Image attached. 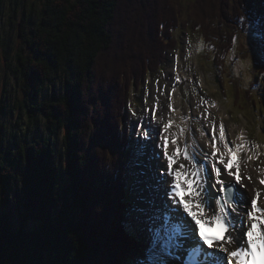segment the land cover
Instances as JSON below:
<instances>
[{"label": "trees", "instance_id": "obj_1", "mask_svg": "<svg viewBox=\"0 0 264 264\" xmlns=\"http://www.w3.org/2000/svg\"><path fill=\"white\" fill-rule=\"evenodd\" d=\"M11 3L21 6V25L11 17L14 7L7 23L17 25L22 41L12 54L0 36V65L10 66L12 81L0 88V264H97L107 256L108 264H119L123 253L104 242L119 227L122 190L104 182L112 156L99 147L103 131L113 130L115 102L129 78H141L161 61V49L175 44L171 31L186 24L217 49L230 18L250 11L238 15L231 0ZM5 6L0 0V27ZM95 96L104 118L95 116L101 105L88 115Z\"/></svg>", "mask_w": 264, "mask_h": 264}, {"label": "snow or ice", "instance_id": "obj_2", "mask_svg": "<svg viewBox=\"0 0 264 264\" xmlns=\"http://www.w3.org/2000/svg\"><path fill=\"white\" fill-rule=\"evenodd\" d=\"M241 19L247 23L250 42L264 49V13L250 14ZM172 124L173 121L169 120L164 125V132H168ZM183 131L181 129L180 135H183ZM137 135L148 140L150 131L137 130ZM219 138L225 139L223 125L220 126ZM161 139L166 161L161 175L173 179L167 181L170 189L165 190L168 202L147 217L150 226H146L144 255L140 264H264V207L258 206L257 199H251L250 209L241 215L244 194L235 187H243L238 155L250 149L244 144H237L234 149L226 142V159L213 143L210 145L212 162L209 169L195 153L188 151L187 146L181 149L175 136L170 141L168 136ZM169 142L174 146L171 151ZM181 156L188 165L180 163L174 169L173 165ZM204 156L208 157L209 154L204 153ZM219 165L223 166V170ZM213 173L215 179L209 187ZM223 173H226L225 178H221ZM260 183L264 184V179ZM210 189H216L215 194ZM182 193L187 195V199ZM260 196L261 192L257 191L256 197ZM213 200L216 208H213ZM181 209L190 219L181 213ZM205 209L212 213L210 217L206 216ZM237 223L240 224L239 228ZM201 224H217L222 234L207 235Z\"/></svg>", "mask_w": 264, "mask_h": 264}, {"label": "rangeland", "instance_id": "obj_3", "mask_svg": "<svg viewBox=\"0 0 264 264\" xmlns=\"http://www.w3.org/2000/svg\"><path fill=\"white\" fill-rule=\"evenodd\" d=\"M138 3L140 4V0H138ZM147 5V4H146ZM151 5V3H150ZM148 5V6H150ZM8 6V8H7ZM10 7H14L15 10V15L13 14V12H11L10 15L13 14V17L15 19V22L18 23L20 21V17L19 15L21 14L22 9L20 10L21 6H16L14 5V3L10 4V0H6V6H5V13L3 15V25L2 27H0V36L1 39L3 40H7L8 41V46L9 49L11 50V53L13 54L16 49L20 46V43L22 41V35L20 36V30H19V37H16V33H17V25L15 26H10L7 22V17L9 16L10 11L9 8ZM188 10L187 7H185V11ZM17 11V12H16ZM18 25H21V23H18ZM17 27V28H16ZM181 30H173L171 31V33H173V40L175 41V43L177 45L176 46V52L174 51L172 54L173 50H170L167 52V57L163 58V62H162V68L160 72H157L158 70H156L154 73H156L155 76H159L163 82L162 87L166 86L168 87L171 83V81L173 80V71H172V65H173V55H176L177 60L179 61L180 57H182V60L185 64L189 65L193 71V73L195 75H197L198 77L202 78V82L204 83V91L200 90L198 87L196 88H191L192 91V95L190 96V101H189V105L191 106V108L193 109V111L197 110L199 112L200 115H202V117L200 119L198 118H194V132H195V136L197 138L198 141H203L206 138L205 132L207 131H212L211 130V126H215V124L218 122V118H220V115L222 116V112L225 111V115H223V118H220L223 122H226L228 128L230 130H233V132L236 130V126H240V125H244L245 126V122L247 123V127L251 130L252 132L255 131H260V133H262V136L260 133H257V136L260 137V140L263 141L264 140V111L261 112V110L264 109V106L261 102H259V100L264 101V86L262 85L261 88V82L264 80V78L262 76H258V75H254V71L255 69H258L260 64L263 63L264 64V49L258 47L254 42H250L248 34H247V30L244 32H238V39H237V53L239 55V58L235 61H231L229 63V66L227 68L228 71V77L230 79L229 80H225L224 81V85L222 83V80H219V75L223 74L222 70V63L218 62V63H213L211 60H213V58H211V60L209 59V55L205 54L204 56L202 55L199 56L200 54V50H202L201 44H202V40L199 39V35L196 32H193L192 30L187 28L186 24H182L181 26ZM228 29H234L233 24H227ZM120 41V36L115 37V41L113 42V45H117V43ZM113 46V47H114ZM161 46V45H160ZM112 47V48H113ZM163 47V46H162ZM3 49V48H2ZM2 49H0V59H2ZM162 50V49H161ZM191 51V52H190ZM251 52L256 55L255 52L258 53V58L253 57L252 58H248V54ZM187 53H191L192 56H186ZM248 53V54H247ZM235 54V52H232V56ZM250 56V55H249ZM199 58H203L204 59V63L202 62L201 59ZM256 61L257 63L254 64L253 61ZM230 61V59H229ZM255 66H257L255 68ZM10 67V66H9ZM7 67V63L4 61L2 62V64L0 65V88L1 85H3V81H11L10 79V68ZM234 70V72H233ZM2 74H6V78H3ZM237 75V76H234ZM154 76V77H155ZM255 76H258L256 78V80H254ZM222 78V77H221ZM232 80H235L234 82H232ZM12 82V81H11ZM128 83V81H127ZM256 83V84H255ZM9 84V83H7ZM119 85V84H118ZM157 85V83H156ZM147 86H150L151 90L152 88L155 89L154 83L151 79V82L149 84H147ZM244 88L248 89L249 88V93L253 94L252 98L255 99V106H253L251 104L250 98L247 99V102L244 100ZM212 94L216 99L219 100V105L218 108L214 111H211L210 114H205V109L207 108L206 105V100H208L210 98V96H208L206 94V92ZM238 92L239 98L240 100L238 101V104H241V107H244V110L239 109L238 110V105H234L233 106V99H234V92ZM188 92V90L186 89V93ZM108 94H110V91H107ZM139 93V91L137 92ZM256 95V96H255ZM135 95H130L129 97H133ZM227 96V97H226ZM241 98H243L241 100ZM121 99H119L117 102H115L116 107L121 108L124 105V100L122 99L121 103L119 104ZM186 103H188V101H186ZM152 103H150L151 105ZM225 104L227 105L228 108H230V111L232 113V115H236L237 117L235 119H233V117L230 114L229 109L225 106ZM252 105V106H251ZM135 106V105H134ZM223 106V107H222ZM224 106L227 109L224 108ZM91 107V105H90ZM136 107V106H135ZM137 108V107H136ZM161 105H160V109H161ZM256 109V110H255ZM140 112L137 113V115L135 116L136 119L139 118H144L146 119V123L147 125L150 124V117L148 116V113L142 109L139 110ZM238 111V112H237ZM105 112V110H104ZM217 112L219 113V115L217 116ZM89 113V112H88ZM123 113L126 116V118L129 119H135L133 118V116H130V111L128 109V107L125 105V108H123ZM240 113V114H239ZM93 116V114H92ZM97 117V115H95ZM8 117H6V121H9V119H7ZM4 119L3 114L0 115V122L1 120ZM198 123V125H197ZM117 124V123H116ZM116 124H112L111 129H120V126L116 125ZM125 121L123 120L122 123V127L123 129L126 130V134L128 135L129 138L131 137L130 134V130L128 131V129H126L124 127ZM131 124L132 120H131ZM259 125V126H258ZM150 130V129H149ZM160 130V129H159ZM191 130V129H189ZM205 131V132H204ZM134 132V131H133ZM132 133V131H131ZM253 136H255V133L252 135V133L249 134V139H252ZM208 138H210V134L207 135ZM128 138V140H129ZM141 140L144 142V138L141 136ZM135 142V140H134ZM133 142V149L135 150L136 147H138L137 145H135V143ZM152 142L154 145H157V137L152 139ZM153 145V146H154ZM105 147H107V145L104 144ZM257 148V145L252 144V148ZM101 148V147H100ZM139 148V147H138ZM139 154H140V150H139ZM253 156V155H252ZM130 161H132L133 159H135V155L134 153H131L129 155ZM255 158V157H254ZM143 160L142 157L140 159V164H143ZM264 161L261 159L255 163V166L257 167V169L261 168V165ZM137 165L135 162L132 164V167L135 168ZM140 165V166H141ZM158 167V166H157ZM159 168V167H158ZM134 170V169H133ZM132 175L134 177L138 176L141 177L142 176V170H138V171H133ZM135 181V180H134ZM141 181L140 178H137V180L134 182L135 188L138 190L139 192V198L140 199V187H137V184ZM252 183L255 184L254 180H251ZM136 191V190H135ZM137 193V192H136ZM107 245H110L109 242H105ZM102 251H103V256L105 254V249L102 247ZM105 257H102V260H104ZM96 262H99L98 260H96ZM94 264V262L91 261L90 264Z\"/></svg>", "mask_w": 264, "mask_h": 264}, {"label": "bare ground", "instance_id": "obj_4", "mask_svg": "<svg viewBox=\"0 0 264 264\" xmlns=\"http://www.w3.org/2000/svg\"><path fill=\"white\" fill-rule=\"evenodd\" d=\"M186 7L188 8V4L187 3H186ZM151 9H152V7H151ZM149 11H150V9H149ZM192 28H194V26ZM224 36H225L224 38H227L228 37V34L227 33H224ZM205 50H207V49L205 48ZM167 52H168V50L165 53L162 52L161 55L164 58H166L167 57L166 56L167 55ZM205 54H207L206 51L200 50L199 56L202 57V55L204 56ZM247 58H250L249 54H248V57ZM262 70H263V68H262ZM148 89H151L150 86H148V88L145 86V91H147ZM128 90H129V88H127L126 91H128ZM170 93H172V89H171ZM169 96H170L171 99L174 100V102L176 104L174 105L173 110H172V108L170 109V107L168 106V109L165 108V111L170 112V115H169L170 118H169V120H172L173 121V124L170 127L169 131L168 132H164L163 134H161V136H163V137L164 136H168L169 137V141L171 140V138L173 136H175L176 138H178L177 139V143H178V145L180 146L181 149L184 148V145L187 146L189 152L195 153L196 156H197V158L200 161H202L210 169V167H211V162H210L211 161V157H210V155L208 156L209 157V159H208L209 161H206L203 158L204 154L201 153V152H199L200 150H198L199 149L198 147H195V148H192L191 147L192 144H193L192 137L190 135H188L187 129H184V124L182 122V120H183L182 117L184 115H183V111H182V109L180 107V103L178 102V99H179L178 93H176V91H174L173 92V95L170 94ZM153 100L156 103H160V104H161V101H163L162 100V97L160 96L159 93H153ZM215 107H216V105L213 104L212 105V108H215ZM239 109H241V108L238 106V110ZM161 113H162L161 118H163L164 117L163 111H161ZM180 124H183V130H184L183 131V135H180V132L181 131H179L178 129H172V128H177ZM220 124L223 125V127H224V132H225V139L224 140H225V142H227L233 148H235V143H237V144H244V145L247 146L248 149H250L248 147V141L246 140V136H245V135H247V133H245L244 130H243V129H245V126L244 125L236 126L235 129H238V131L235 130L236 132H233V130H230L229 128L226 127L225 123H220ZM218 129H220V128H218ZM207 133L210 134L209 131ZM129 141H132V139H129ZM217 142H219L218 143V148L221 150V152L227 155V149L223 147V143L221 142V139H220V141H217ZM208 143H209V141H208V139L206 137L205 140H204V142L199 143L198 145L201 146V147H203V148H206L207 145H208ZM211 144H212V142H211ZM144 149H146V148H144ZM169 149H170V151L174 149V146L171 145V143L169 145ZM129 150L130 149H128V152H129ZM155 151H156L155 148H152L151 151H145V154L146 155L153 156V158L150 157V162L152 163V167H153V163L154 162H155V164L157 166L162 165L161 160H160L158 154L156 153L157 151L156 152ZM211 151H212V149H211ZM249 151L250 150H245V151L240 152L241 159L239 161L241 162L240 170H241V177H242L243 187H241L240 185H237V188L245 196H250L251 199H257V203L259 202V204L264 207V198L262 197V195L260 197H256V192L257 191L260 192L261 189H264V184H261L260 181H258V171L256 169L255 164L252 163L251 161H248L247 162ZM161 154L163 156V151L161 152ZM217 155L219 156L220 153H218ZM144 161H145V159H144ZM180 163H183V162H181V161L178 160L177 161V164H175L174 167H176V165H177V168H178ZM184 164L186 166L188 165L187 162H185ZM219 166L223 170V166L222 165H219ZM164 167H165V164H163L161 166L162 170H164ZM153 168H154V170H157L155 167H153ZM235 170H236L235 168L232 169V171H234V172H235ZM225 176H226V173H223L221 178H225ZM170 179H171V177H169V176H162L161 174H157L155 176V181L158 183L155 186V188L157 189V191L158 190L161 191L158 194V197H162V198H160L161 199V203H159L158 208L161 207L163 203L168 202V198H167L166 193H165V196H163V195H164V192L166 190L165 187H167V185H168L167 181H170ZM214 179H215V176H214V173H213V179H212V181L209 182V187H210V184L212 182H214ZM227 179L228 180H234L233 177H227ZM251 180H254L255 181V184L252 183ZM160 181H165V182L164 183H161ZM218 187L219 186L217 185V188ZM241 189H244V190L242 191ZM210 190L215 194L216 189H210ZM212 204H213V208H216L217 207L215 205V200L212 201ZM245 206H246V204L244 203V200H243V202L241 204V215H243L244 212L247 211L246 208H245ZM172 207H176V205H172ZM152 212H154V211H152ZM181 213H182V209H181ZM205 213H206V215H211L212 214L208 209H205ZM237 219H239V218H237ZM239 227H240V224L237 223V228H239Z\"/></svg>", "mask_w": 264, "mask_h": 264}]
</instances>
